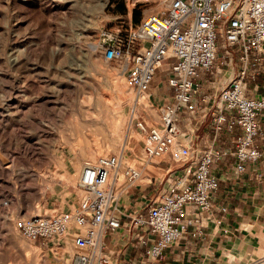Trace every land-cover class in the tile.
Returning <instances> with one entry per match:
<instances>
[{"label": "built area", "instance_id": "1", "mask_svg": "<svg viewBox=\"0 0 264 264\" xmlns=\"http://www.w3.org/2000/svg\"><path fill=\"white\" fill-rule=\"evenodd\" d=\"M137 3H155L158 9L125 34L102 30L99 47L109 62L126 58L127 80L139 96L151 97L160 76L158 87L173 97L169 103L154 102L157 120L148 111L152 120L132 119L131 127L142 135L138 143L146 159L139 166L130 164L126 147L118 154L100 156L85 165L80 187L86 196L73 210L18 221L23 236L42 245L74 231V244L83 251L72 264H111L105 238L123 226L118 187L123 179L126 185L121 191L143 182L144 166L154 168L167 155L180 165L170 168L162 192L132 219L146 256L158 259L183 238L189 206L198 211L195 222L207 219L204 212L214 211L221 186L214 172L216 164L235 158L233 172L243 175L250 163L264 156L257 145L264 137V97H250L246 82L251 67L264 64V0ZM234 48L238 57L231 51ZM237 60L240 66L232 74ZM209 93L218 97L212 107ZM198 95H202L203 106ZM198 110L210 114L214 141L196 137L194 143L184 145L179 141L183 136L180 116L185 114L190 122ZM223 133L233 137L231 146L217 143ZM172 176L175 180L169 182ZM220 211L227 213L228 209L221 206ZM149 236L154 240L148 241Z\"/></svg>", "mask_w": 264, "mask_h": 264}, {"label": "rangeland", "instance_id": "2", "mask_svg": "<svg viewBox=\"0 0 264 264\" xmlns=\"http://www.w3.org/2000/svg\"><path fill=\"white\" fill-rule=\"evenodd\" d=\"M75 1L0 0V264H72L83 251L74 235L42 245L23 236L18 221L73 210L86 196L80 179L87 153L101 148L98 159L126 147L129 163L139 166L146 155L132 119L147 111L158 118L152 98L145 103L129 84L126 58L109 62L99 47L102 30L125 34L156 4ZM98 96L106 97L104 116L92 114ZM57 156L78 169L74 186ZM152 170L163 178L165 171Z\"/></svg>", "mask_w": 264, "mask_h": 264}, {"label": "crops", "instance_id": "3", "mask_svg": "<svg viewBox=\"0 0 264 264\" xmlns=\"http://www.w3.org/2000/svg\"><path fill=\"white\" fill-rule=\"evenodd\" d=\"M155 11V10H152ZM120 63H123L121 60ZM240 66L239 60L230 73L234 74ZM247 94L250 97H264V64L252 66L247 76ZM162 83H155L150 91L152 100L157 104L169 103L171 95L159 93ZM217 95V94H216ZM209 93V107L218 101V97ZM197 99L201 106L202 95ZM144 119L152 120L147 113ZM180 126L183 136L179 141L186 145L194 143L196 137L202 140L214 141L215 131L212 128L211 116L198 110L187 120L182 114ZM264 128V120L262 121ZM233 137L227 133L221 134L217 142L223 146H231ZM258 147L264 151V137L257 140ZM235 158L215 165V174L220 179V189L216 194L214 211L203 215L207 219L195 222L198 211L189 206L188 216L184 221L186 229L183 238L168 248L158 259L148 258L146 247L140 244V230L132 223L133 217L141 210L147 209L152 201L162 192V187L168 178L170 168H179V164L171 161V155L157 160V166L143 168V182L126 191H121L125 185L122 182L120 191V209L123 226L120 230L110 233L105 238V246L111 264H264V156L256 163L248 165V171L243 175L233 172ZM152 169L165 171L163 178L154 174ZM151 178V179H150ZM151 180V182H150ZM174 176L169 182H174ZM227 207V213H222L220 207ZM201 231V235L198 232ZM153 241V236L147 238Z\"/></svg>", "mask_w": 264, "mask_h": 264}, {"label": "bare ground", "instance_id": "4", "mask_svg": "<svg viewBox=\"0 0 264 264\" xmlns=\"http://www.w3.org/2000/svg\"><path fill=\"white\" fill-rule=\"evenodd\" d=\"M107 1L108 0H96L95 2H101V3H98V4H96L97 5V7H105L106 6V4H107ZM67 3H71L72 5L74 4L75 5V3H76V1L75 0H67ZM144 101H145V103H147V104H150L149 103V101H148V98L145 96L144 97ZM106 97H104V96H98L97 98H96V100H95V103H94V105H93V111H92V114H95V113H97V112H100V114L102 113V112H104V111H106V113L108 112V108L106 107ZM90 114V113H89ZM98 114V113H97ZM108 114V113H107ZM106 114V115H107ZM102 115V114H101ZM104 115H105V113H104ZM104 115H102V116H104ZM93 116H95V115H92V116H89L90 117V119L89 120H91V117H93ZM99 116L100 115H98V117H97V119L99 118ZM102 116H100V117H102ZM96 118V117H95ZM95 118H92V120L94 119V121H95ZM104 118V117H103ZM103 118L101 119V121L103 120ZM96 119V120H97ZM100 119H98V120H100ZM91 120V121H92ZM85 121V120H84ZM90 122V121H89ZM88 122V120H87V123H89ZM97 122V121H96ZM99 122V121H98ZM97 122V124H99ZM91 123H93V122H91ZM95 123V122H94ZM84 124H86L85 122H84ZM96 124V125H97ZM100 124H101V122H100ZM87 125V124H86ZM85 125V126H86ZM95 125V124H94ZM102 125V124H101ZM100 125V126H101ZM84 126V125H83ZM91 126V125H90ZM89 126V127H90ZM99 126V125H98ZM97 126V127H98ZM95 127V126H94ZM130 136V135H129ZM128 136V137H129ZM129 138L127 139V142H126V145H127V147H128V142H129ZM108 148V147H107ZM109 149V148H108ZM102 153V150H101V148L99 149V150H94V151H92V152H90L89 153V157H88V153L86 154V159H90L88 162L89 163H93L92 161H96L97 160V157L100 155ZM57 164L59 165V167H62V168H65L66 169V171H67V178H68V182H69V185H71V186H74L75 184H76V180H77V175H78V169L75 171V172H71L68 168H67V162L66 161H64L61 157H59V156H57ZM86 164H88V163H86ZM75 167V166H74ZM85 167V166H84ZM71 169V168H70ZM84 169V168H83ZM53 187V186H52ZM70 233L72 234V235H74L75 234V232L74 231H70Z\"/></svg>", "mask_w": 264, "mask_h": 264}, {"label": "trees", "instance_id": "5", "mask_svg": "<svg viewBox=\"0 0 264 264\" xmlns=\"http://www.w3.org/2000/svg\"><path fill=\"white\" fill-rule=\"evenodd\" d=\"M135 13H138L137 9H136ZM135 19H136V22H138V23L140 22L139 17L137 15L135 16Z\"/></svg>", "mask_w": 264, "mask_h": 264}]
</instances>
